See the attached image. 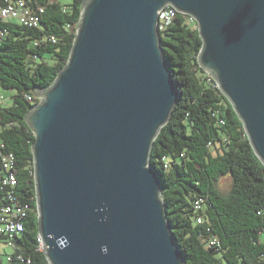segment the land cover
Returning <instances> with one entry per match:
<instances>
[{
    "label": "water",
    "instance_id": "water-1",
    "mask_svg": "<svg viewBox=\"0 0 264 264\" xmlns=\"http://www.w3.org/2000/svg\"><path fill=\"white\" fill-rule=\"evenodd\" d=\"M172 5L264 164V0H84L69 59L25 119L50 264H184L149 164L178 91L159 39Z\"/></svg>",
    "mask_w": 264,
    "mask_h": 264
},
{
    "label": "trees",
    "instance_id": "trees-1",
    "mask_svg": "<svg viewBox=\"0 0 264 264\" xmlns=\"http://www.w3.org/2000/svg\"><path fill=\"white\" fill-rule=\"evenodd\" d=\"M24 1L34 11L44 7L39 26L0 21L6 32L0 42V88L15 91L12 103L0 110V198L12 189L1 182L3 157L12 153L18 178L13 190L28 207L25 229L13 239L15 253L2 264H50L40 247L36 136L25 116L40 101L37 91L49 87L67 63L84 0ZM158 29L178 99L153 143L149 164L162 186L184 264H264V164L232 103L199 63L203 40L197 21L178 12ZM225 175L232 178L227 194L218 187Z\"/></svg>",
    "mask_w": 264,
    "mask_h": 264
},
{
    "label": "built area",
    "instance_id": "built-area-1",
    "mask_svg": "<svg viewBox=\"0 0 264 264\" xmlns=\"http://www.w3.org/2000/svg\"><path fill=\"white\" fill-rule=\"evenodd\" d=\"M44 7L40 6L38 11L32 10L26 5L24 0H9L5 3L0 2V21H17L28 26H39L41 23V14L44 12ZM178 10L172 5H167L159 11L161 28L170 24L176 17ZM190 20H195L192 16L188 15ZM6 32L0 28V42L5 38ZM56 40L55 37H52ZM30 100L32 96L28 95ZM4 95L0 91V110L4 105ZM3 166L5 174L1 179L3 186H9L12 189L7 191L4 197L0 198V239L13 249V252L8 253L3 251L0 247V264L3 260H11L15 248L13 239L20 235L25 229V219L28 213V207L23 204L20 199L15 195L13 188L18 184L17 173L15 169V157L12 153H8L3 157ZM167 167V166H166ZM196 207H202V201L197 200ZM201 218H199L200 220ZM41 242V238H40ZM42 248V244L40 243ZM15 249V250H14ZM17 257L23 258L21 253H17ZM28 262H30L28 260Z\"/></svg>",
    "mask_w": 264,
    "mask_h": 264
},
{
    "label": "rangeland",
    "instance_id": "rangeland-1",
    "mask_svg": "<svg viewBox=\"0 0 264 264\" xmlns=\"http://www.w3.org/2000/svg\"><path fill=\"white\" fill-rule=\"evenodd\" d=\"M71 1L72 0H61V2L64 4H68ZM207 73L210 76L214 77L213 74H211L210 72L207 71ZM0 91L2 92V94L4 95V98H5L4 104L10 105L12 103V96H13V94H15V91L14 90H4L2 88H0ZM231 185H232V178L230 175L222 176L218 182L219 189L225 194H227L229 192ZM0 247L3 251H7L8 253L13 252V249L11 247H9L3 239H0Z\"/></svg>",
    "mask_w": 264,
    "mask_h": 264
}]
</instances>
